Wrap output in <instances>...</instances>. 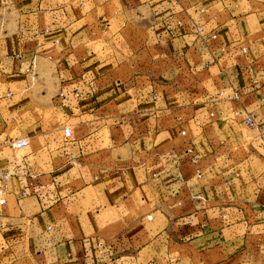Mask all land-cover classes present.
<instances>
[{
  "label": "crops",
  "instance_id": "obj_1",
  "mask_svg": "<svg viewBox=\"0 0 264 264\" xmlns=\"http://www.w3.org/2000/svg\"><path fill=\"white\" fill-rule=\"evenodd\" d=\"M6 171L0 264H264V0H0Z\"/></svg>",
  "mask_w": 264,
  "mask_h": 264
},
{
  "label": "built area",
  "instance_id": "obj_2",
  "mask_svg": "<svg viewBox=\"0 0 264 264\" xmlns=\"http://www.w3.org/2000/svg\"><path fill=\"white\" fill-rule=\"evenodd\" d=\"M245 123L248 125V126H252L254 124V118L253 117H248L245 121ZM64 135L66 138H70V135H71V131L70 129L66 128L64 130ZM29 145L28 143V140L27 139H21L15 143L12 144V146L16 149H25L27 148ZM189 153H193V150L192 149H189L188 150ZM11 177V174L6 171V172H0V204L1 205H4L6 203V197H7V194H8V191H7V187L5 185V182Z\"/></svg>",
  "mask_w": 264,
  "mask_h": 264
},
{
  "label": "rangeland",
  "instance_id": "obj_3",
  "mask_svg": "<svg viewBox=\"0 0 264 264\" xmlns=\"http://www.w3.org/2000/svg\"><path fill=\"white\" fill-rule=\"evenodd\" d=\"M29 143V142H28Z\"/></svg>",
  "mask_w": 264,
  "mask_h": 264
}]
</instances>
